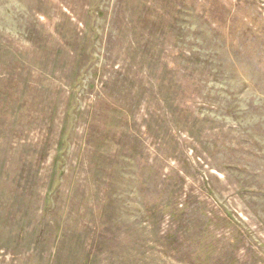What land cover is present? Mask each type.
Returning a JSON list of instances; mask_svg holds the SVG:
<instances>
[{
  "label": "rangeland",
  "instance_id": "1",
  "mask_svg": "<svg viewBox=\"0 0 264 264\" xmlns=\"http://www.w3.org/2000/svg\"><path fill=\"white\" fill-rule=\"evenodd\" d=\"M0 264H264V0H0Z\"/></svg>",
  "mask_w": 264,
  "mask_h": 264
}]
</instances>
